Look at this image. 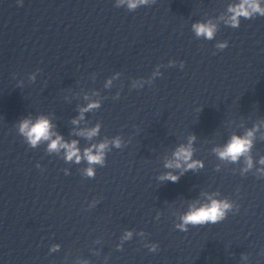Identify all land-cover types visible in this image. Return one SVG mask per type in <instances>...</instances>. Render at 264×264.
<instances>
[{
	"label": "clouds",
	"instance_id": "9594fccd",
	"mask_svg": "<svg viewBox=\"0 0 264 264\" xmlns=\"http://www.w3.org/2000/svg\"><path fill=\"white\" fill-rule=\"evenodd\" d=\"M155 3V0H117L116 7L126 6L129 11H135L138 7L143 5H148L149 3ZM229 12L232 14L230 17V24L232 27H239L240 17L245 19H251L255 15L264 16V7H261L260 0H240V3L229 7ZM193 30L196 35L204 36L206 39H213L216 31L215 25L211 23H196L193 24ZM228 46L227 42H222L217 45V47L223 49ZM111 83V81H109ZM99 103L93 102L89 103L86 108L81 109V118L83 112L89 111L94 108H98ZM76 123V121H73ZM53 125L50 120L41 115L35 122L31 119H24L20 121L18 126V131L21 136H23L27 144L31 148H36L42 141H50L47 145V151L49 153L59 152L64 149L66 152L65 160L73 161L75 159L76 163L81 160L80 149L77 147V141L73 140L70 143L65 142L63 138L56 133L51 131ZM99 131V125L87 132H81L80 135H86L88 138L96 136ZM55 135V139L52 136ZM195 137L189 138V143L187 146L181 145L173 153L174 160L167 161L165 167L172 169L183 168L184 172L195 170L198 167H203L201 161L192 160L193 149L192 142ZM112 143L115 147H121V140L115 138ZM253 143V132L248 131L245 136L233 135L230 141L223 147L214 149L220 159L230 160L231 162H238L241 157H245L246 167L243 171H248L253 167L252 158L249 155ZM108 148V141L94 144L89 148H85L83 152V158H86L89 168L86 169V175L89 177H94L95 172L91 165L100 164L103 165L105 162V150ZM95 149V152L93 151ZM261 165H264V158L259 161ZM258 172L264 176V167L258 169ZM183 173H181L182 175ZM179 175H175L172 172L165 173L160 177L162 181H171L173 183L179 180ZM209 202L196 206L195 204L190 205L186 213H184L180 220L181 222L176 225V228L182 232L188 231V226H202L207 224H216L223 221L227 213L232 210V204L227 200H217L211 197L208 198ZM132 236L131 232H127L124 239H130ZM59 246H54L52 251H55ZM158 249L157 244H153L149 247V251L155 252Z\"/></svg>",
	"mask_w": 264,
	"mask_h": 264
}]
</instances>
